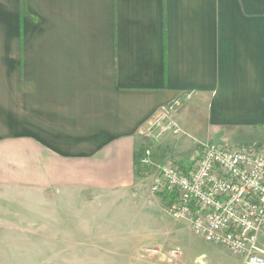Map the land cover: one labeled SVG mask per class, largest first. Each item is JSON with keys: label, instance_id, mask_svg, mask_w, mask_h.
Returning a JSON list of instances; mask_svg holds the SVG:
<instances>
[{"label": "crops", "instance_id": "crops-1", "mask_svg": "<svg viewBox=\"0 0 264 264\" xmlns=\"http://www.w3.org/2000/svg\"><path fill=\"white\" fill-rule=\"evenodd\" d=\"M175 101L181 132L156 141L144 125ZM193 133L189 163L207 142L264 144V0H0V206L6 190L64 189L78 201L64 204V224L69 213L89 222L105 193L175 162L150 149L141 164L150 140L155 150ZM131 232L92 237L127 248ZM221 248H184L173 262L118 256L212 264Z\"/></svg>", "mask_w": 264, "mask_h": 264}, {"label": "rangeland", "instance_id": "rangeland-1", "mask_svg": "<svg viewBox=\"0 0 264 264\" xmlns=\"http://www.w3.org/2000/svg\"><path fill=\"white\" fill-rule=\"evenodd\" d=\"M178 136L167 138L168 144L155 150V143L150 140L138 156L149 148L164 161L191 164L196 151L192 136L199 134L184 135L179 141ZM224 143L238 148L250 147L247 139L241 137ZM148 170L152 173L153 169ZM150 173L142 175L131 192L105 193V198H101L105 200L100 199L99 205L92 207L94 216L83 224L81 221L86 219L72 216L74 213H69V223L64 224V204L70 208L78 206L77 200L65 199L64 202V189L49 193L22 188L6 190L8 204L0 206V264H124L119 254L148 262H163V259L173 262L186 254L184 248L206 252L211 243L193 234L186 221L172 220L168 216L165 200L150 190ZM106 224L109 227H104ZM131 229L132 247H115V242H99L92 237L106 233L115 238ZM174 247H179L181 254L169 257ZM221 249L225 260H219V255L208 257V254L212 264H216V260L221 264L241 262L226 248Z\"/></svg>", "mask_w": 264, "mask_h": 264}, {"label": "built area", "instance_id": "built-area-1", "mask_svg": "<svg viewBox=\"0 0 264 264\" xmlns=\"http://www.w3.org/2000/svg\"><path fill=\"white\" fill-rule=\"evenodd\" d=\"M179 102L154 114L144 125L158 140L181 130L173 119ZM141 164H152L145 149ZM150 190L166 202L172 220L186 221L193 234L242 257V264H264V144L238 148L221 141L204 143L190 165L159 166ZM179 247L169 257H178Z\"/></svg>", "mask_w": 264, "mask_h": 264}, {"label": "trees", "instance_id": "trees-1", "mask_svg": "<svg viewBox=\"0 0 264 264\" xmlns=\"http://www.w3.org/2000/svg\"><path fill=\"white\" fill-rule=\"evenodd\" d=\"M163 199H164V197H163Z\"/></svg>", "mask_w": 264, "mask_h": 264}]
</instances>
